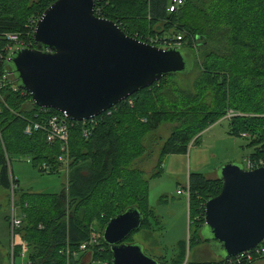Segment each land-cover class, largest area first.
Segmentation results:
<instances>
[{"label": "trees", "instance_id": "trees-1", "mask_svg": "<svg viewBox=\"0 0 264 264\" xmlns=\"http://www.w3.org/2000/svg\"><path fill=\"white\" fill-rule=\"evenodd\" d=\"M2 1L0 47L4 45L2 35L22 33V39L35 48L32 35L27 37L25 34L29 20L38 19L41 15L37 17L36 13L34 16L32 13L36 10L32 12L30 7L19 6L22 0ZM55 1L57 0H40V10L44 12ZM93 2L95 14L99 11L106 20L119 24L120 29L129 37L131 33L127 27L131 30L135 28L131 23L135 20V14L133 18L130 17L133 12L136 13L135 16L142 17L137 20L146 26L147 29L142 31L149 32L148 35L182 36V49L193 57L194 68L198 61L195 44H198L203 56L202 76L194 85L197 94L192 98H183L180 104L174 100L173 92H162L156 97L158 109L147 111L149 99L155 102L150 92L159 89L163 80L170 76L129 97L94 118L95 123L88 140L82 137L83 124L71 122L67 186L56 195H34L20 188L17 193V205L25 217L20 234L28 247L26 264H84L87 258L111 264L110 249L102 239L99 248L89 249L84 253L79 251L80 246L88 241L92 226L98 225L104 230L112 218L132 207L137 208L143 216V224L135 233L145 227L146 214L156 218L147 203V190L150 180L157 177L160 171L153 173L147 180L140 173L132 174L130 165L142 155L143 152L140 151L143 147L138 143V152H134L135 145L128 146V140L120 142L118 137L122 134L119 130L121 124L124 123L128 132L138 125L136 119L145 121L144 125H138L144 134L155 132L164 123L174 124L171 136L161 147L162 159L170 155H186L191 142L197 141L208 128L227 120L229 112L236 114L228 119L229 133L233 136L247 139L256 133L251 132V129L259 128V132L264 129V0H185L173 13L167 11L171 0ZM141 4L144 10H139ZM7 7L15 11L16 15H8ZM162 26L167 28V32L157 31ZM136 29L138 30V26ZM3 68L9 72L8 65L2 64L0 73L4 71ZM16 88L12 80L11 84L0 91V95L11 104L17 114L5 113L3 109L0 116L3 142V145L0 142V187L4 191L9 187L8 164L11 158H30L34 168L41 174H44L39 169L42 164L50 168L51 175L59 173L60 167L57 160L61 155L58 142H46L44 132L37 133L32 138H26L22 134L29 122L41 123L50 115L59 113L50 110L48 114L35 105L32 107L30 99L24 105V99L19 96L23 93L18 88L19 91L16 92ZM261 135L264 136V132ZM250 141L249 147L256 146V140ZM31 143L37 144L24 148L26 144L34 145ZM127 146L129 150H133L135 158L123 162L120 155H123ZM247 161L252 164L260 161L264 163V149L255 152L254 148L253 154L245 161V169ZM187 184L190 218L196 214L198 201L202 199L204 203L207 202L218 196L222 188L219 179L210 181L200 174L189 175ZM96 194L97 198L92 201ZM6 219L8 222V218ZM203 227L204 223L201 228ZM178 245L180 255L184 256L185 244L180 242ZM67 248L71 252L69 258L59 254ZM224 261L201 260L194 263L223 264ZM175 264H182V261ZM227 264L248 263L235 258Z\"/></svg>", "mask_w": 264, "mask_h": 264}, {"label": "water", "instance_id": "water-1", "mask_svg": "<svg viewBox=\"0 0 264 264\" xmlns=\"http://www.w3.org/2000/svg\"><path fill=\"white\" fill-rule=\"evenodd\" d=\"M93 0H57L38 20L34 50H15L8 74L40 109L54 110L72 122L92 120L162 79L189 75L186 50H162L127 36L109 20L95 16ZM189 67V70H188ZM221 192L207 200L202 241L216 243L229 260L264 241V167L247 171L221 168ZM143 224L135 207L112 218L102 232L111 264H159L138 244H127Z\"/></svg>", "mask_w": 264, "mask_h": 264}, {"label": "rangeland", "instance_id": "rangeland-1", "mask_svg": "<svg viewBox=\"0 0 264 264\" xmlns=\"http://www.w3.org/2000/svg\"><path fill=\"white\" fill-rule=\"evenodd\" d=\"M1 1L2 0H0V3ZM39 2L40 0H22L21 5L19 6H24V8L30 7L32 8V12L36 10L32 14L36 16L35 14L37 13L38 17L44 13L39 8ZM143 8L144 7L141 4L139 10ZM6 9H8V7ZM7 14L16 15L15 11L9 9ZM133 14L136 15V13L133 12L130 16L131 18H133ZM135 15V20L131 21L135 28L131 30V28L127 27L128 32L130 31L131 33V38L138 37L142 39L148 37L149 35L147 33L149 32L142 31L147 29L146 26L137 20L142 19V17ZM39 19L40 17L38 20ZM117 25L120 27L119 24ZM137 26L138 30L136 29ZM166 29V27L162 26L158 27L157 31L164 32ZM171 29L174 30V28ZM22 44L25 47L16 50L35 49L30 42L25 41L22 42ZM195 46L198 61L193 73L188 77L176 74L164 79L159 89L150 92L151 98L155 99V102L149 99V102H147L148 112L158 109L156 97L162 92H165V94H168L167 91L173 92L172 96L178 104L181 103L183 98H192L197 94L195 93L194 85L196 81L201 79L203 72V59L201 58L202 55L201 51H199L198 44H195ZM190 55L191 54L188 51L184 54L187 64L190 61ZM191 94H193V96H190ZM19 96L22 100L24 99V105L27 104L29 99L31 100L29 95L20 94ZM0 103L5 110V113H10L15 116L17 115L15 112L16 110L14 109V111L11 104L7 100L5 101V98L1 95ZM144 122L145 121L136 119V124L138 125H144ZM138 125L134 130L127 132L124 123L121 124L119 130L122 134H120L118 138H120V142L128 140V146L135 145L136 148L134 149V152H138V143L143 147L140 151L143 152L142 155H140L133 165H130V171L133 175L140 173L144 179L147 180L153 173L160 171L157 177L150 180L147 190V203L149 208L153 210L156 218H152L146 214L147 221L145 227L129 238L126 243L140 245L145 256L159 262L160 264H175L178 261H182V264H196L198 262L196 260H207L208 257L212 258L219 254L222 255L216 243H201V240L209 235L205 226L201 228L204 223L206 202L204 203L202 199L198 201L196 205V214L194 217L192 216L190 218L189 200L186 196L177 195V191L186 186L189 187L187 184L189 175L200 174L208 180L213 181L220 179L221 168L226 165H238L245 169V161L253 154L254 148L255 152L256 150L264 149V136L261 135V133L264 132V129L262 132H259V128L251 129V132L256 131L255 135L243 139L231 135L229 133L230 129L228 126V120H223L205 130L197 141H192L186 155H170L162 159L160 158L161 147L171 136L174 124L164 123L155 132L148 134L142 133L144 131ZM250 140H256V146L249 147ZM31 144L34 145L26 144L24 148L26 146H35L37 143ZM128 146L124 149L123 155H120L123 162H128V159L135 158L133 150H129L130 148H128ZM7 155L9 156L8 153ZM13 155L16 154H12V156ZM26 158L27 157L11 158L9 163L10 173L16 180H18L20 190L30 192V194L34 195H56L67 186L68 178H66L63 171L52 175L46 173L41 174L38 169L34 168L32 161L29 160L28 162ZM7 194L8 192L0 187V264H12L10 257L7 256L10 240L8 223L6 222V218H8L10 214V205ZM96 198L97 194L92 201ZM101 228L102 227H98V225L97 227L96 225H93L92 230L89 232V238L93 236L101 237L103 231ZM180 242L185 244L184 256H181L179 253L180 250L178 244ZM23 261L17 257L13 264L27 263L26 260ZM84 264H107V262H95L91 261L90 258H87ZM251 264H264V259H257Z\"/></svg>", "mask_w": 264, "mask_h": 264}, {"label": "built area", "instance_id": "built-area-1", "mask_svg": "<svg viewBox=\"0 0 264 264\" xmlns=\"http://www.w3.org/2000/svg\"><path fill=\"white\" fill-rule=\"evenodd\" d=\"M185 0H171L169 6H168V13L175 12L179 7H181L184 4ZM95 13V10H94ZM98 18H103L100 12L98 11L97 14H95ZM38 22V19H30L29 20V26L28 31L26 32V36L30 37L34 34V30L36 27V24ZM23 34L22 33H7L2 35L3 43L4 45L0 47V65L4 64L7 65L8 59L10 55L19 48H24L22 42H25L22 39ZM144 44H147L152 47H156L162 50H169L171 48H182V36L178 37H169V36H160V35H149L148 37H144L142 39H139ZM4 71L0 73V91L8 84L12 83V77L8 74L7 69L3 68ZM15 91H19L17 88ZM24 95L26 93L22 92ZM28 95V94H26ZM31 101V100H30ZM131 104V102H130ZM30 105L34 107L33 102L31 101ZM36 107V106H35ZM40 109V108H39ZM45 110L48 114L50 110L48 109H41ZM3 108L0 105V116L2 115ZM110 114V113H108ZM236 114H233L232 112H229L226 116V119H231L235 117ZM72 121L68 120L67 117L63 114H57V115H50L46 118L45 121L39 123L37 121L29 122L23 129L22 134L26 138H32L34 135L40 132L45 133V139L46 142L49 144H54L58 142L60 144V152L61 155L57 158L58 163L60 164L59 170L63 171L66 175V178L69 175V166H70V157H69V135H70V128L72 127L71 124ZM75 123V122H73ZM95 123V120H89L85 122H81L83 124L82 128V137L85 140H88L91 137V131L92 127ZM0 142L1 145H3L2 138H1V132H0ZM27 161L31 160L30 158H26ZM9 165V164H8ZM264 163L262 161L258 163L252 164L251 161L246 162V169L247 171H253L259 168H263ZM46 174H50L51 170L50 168L42 164L39 168ZM19 190L18 182L15 179L14 176L11 175L9 170V187H8V201L10 205V214L8 216V229H9V257L13 262L17 258V256L21 260H26L28 247L26 242L23 240L22 235L20 234V229L22 226V222L24 220V215L21 213L18 205H17V193ZM177 195L186 196L189 200V187H184L181 190L177 191ZM102 239V236L97 237L93 236L88 239V241L84 244H82L79 248V251L81 253L89 251V249L99 248L100 246V240ZM102 250L103 249H99ZM70 249L67 248L65 251L59 252L60 255H65L66 257H70ZM18 254V255H17ZM239 260H244L248 264H251L257 259H264V241L255 249L244 252L240 254L239 256L235 257ZM229 259L223 262V264L230 263L231 260L235 259ZM185 264V263H184Z\"/></svg>", "mask_w": 264, "mask_h": 264}, {"label": "crops", "instance_id": "crops-1", "mask_svg": "<svg viewBox=\"0 0 264 264\" xmlns=\"http://www.w3.org/2000/svg\"><path fill=\"white\" fill-rule=\"evenodd\" d=\"M17 182H18V180H17ZM18 186H19V188H20V184H19V182H18ZM7 198H8V195H7ZM201 240V239H200ZM202 241V240H201ZM7 256L9 257V245H8V252H7ZM203 260V259H202ZM23 261V260H22ZM196 261H198V262H200L201 260H196ZM207 261H212V262H217V261H222V258H220V257H216V256H213L212 258H210V257H208V259H207ZM24 262V261H23Z\"/></svg>", "mask_w": 264, "mask_h": 264}]
</instances>
